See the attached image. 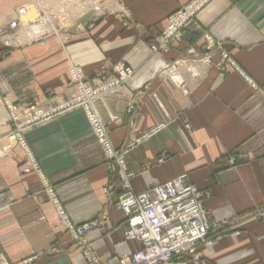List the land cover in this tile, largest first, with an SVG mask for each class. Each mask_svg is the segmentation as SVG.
Segmentation results:
<instances>
[{
  "label": "crops",
  "instance_id": "0c3cea01",
  "mask_svg": "<svg viewBox=\"0 0 264 264\" xmlns=\"http://www.w3.org/2000/svg\"><path fill=\"white\" fill-rule=\"evenodd\" d=\"M192 1L119 0L84 30L25 44L0 36V264H86L46 186L74 225L99 222L87 240L102 263L141 249L124 237L122 170L84 109L24 132L27 150L12 140L6 104L54 110L74 92L75 67L102 90L92 108L134 194L186 176L211 219L227 223L199 260L181 264H264V0H213L181 41L160 48L169 18ZM118 64L133 76L103 90Z\"/></svg>",
  "mask_w": 264,
  "mask_h": 264
},
{
  "label": "built area",
  "instance_id": "2783aa9c",
  "mask_svg": "<svg viewBox=\"0 0 264 264\" xmlns=\"http://www.w3.org/2000/svg\"><path fill=\"white\" fill-rule=\"evenodd\" d=\"M212 1L193 0L171 16L161 38L160 48H167L181 41L183 32ZM12 27H16L15 24ZM114 73L116 79L108 82V86L102 88L103 90L126 84L134 72L124 64H118L114 68ZM71 79L74 85L73 94L70 99L60 102L54 110L44 111L38 107L19 110L11 104H6L15 130L12 140H16L27 150L24 132L49 120L53 115L78 108L84 109L93 134L104 153L111 161L117 162L122 170V195L118 199L117 207L126 216L125 240L141 246L138 252L124 256L112 264H181L188 258L199 260L198 248L210 244L212 239L219 238L224 233L227 223L211 219L203 205L204 194L191 185L186 176L154 186L141 194H134L130 182L131 175L124 165V154L114 148L105 124L92 108V102L102 90H94L89 86L80 67L71 70ZM34 170L39 172L37 167H34ZM31 171L28 169L25 172ZM46 188L50 200L56 206L58 216L64 221L86 264H104L87 240L88 234L98 228L99 222L74 225L61 206L55 191L48 186Z\"/></svg>",
  "mask_w": 264,
  "mask_h": 264
},
{
  "label": "rangeland",
  "instance_id": "374dc122",
  "mask_svg": "<svg viewBox=\"0 0 264 264\" xmlns=\"http://www.w3.org/2000/svg\"><path fill=\"white\" fill-rule=\"evenodd\" d=\"M118 1L119 0H74L73 2L72 0H0V14H3L4 17L0 18V20L5 19L9 21L13 19V23L8 25V31L2 33L1 30L0 36L5 37L12 34L14 38H19V35L24 33V35L28 37L32 35L30 42H33L40 38L59 36L84 30L86 27L94 24L99 18L115 12ZM27 8H31L35 11V15H38L37 18L36 16H30L29 18L19 17L18 12L24 11V9L26 11ZM7 9L10 10L4 16L6 13L5 10ZM94 11L98 14H93ZM5 20L3 22L0 21V25L6 23L7 21ZM44 22L47 24L45 25ZM13 24H15L16 27H12ZM39 25H42L40 34L35 36L33 28ZM54 27H56V29ZM54 29L56 31H54ZM227 229L228 227L226 231H228Z\"/></svg>",
  "mask_w": 264,
  "mask_h": 264
},
{
  "label": "bare ground",
  "instance_id": "6f19581e",
  "mask_svg": "<svg viewBox=\"0 0 264 264\" xmlns=\"http://www.w3.org/2000/svg\"><path fill=\"white\" fill-rule=\"evenodd\" d=\"M74 0H72V2H73ZM43 5V4H42ZM72 7H74V6H72ZM37 8V7H36ZM79 9V8H78ZM9 10L10 9H7V10H5L6 11V13L4 14V16L9 12ZM80 10V9H79ZM97 11V10H96ZM96 11H94V13L93 14H98V13H95ZM99 11V10H98ZM19 13V17H21V18H29L30 16L32 17V16H36L35 14H36V12L35 11H33L31 8H27L26 9V11H25V9H24V11H19L18 12ZM17 16V15H16ZM38 16V15H37ZM37 16H36V18H37ZM0 18H4L3 17V14H0ZM45 23V25L47 24L46 22H44ZM28 25V24H27ZM42 25H39V26H37L36 28L34 27L33 28V30H34V35L36 36V35H39L40 34V30H41V27ZM28 27V26H27ZM55 29H56V27H54ZM54 29V31H56ZM36 30V31H35ZM20 37L19 38H17V41H16V43H24L25 44V42H30V40L32 39V35L31 36H25L24 35V33H22L21 35H19ZM126 66V65H125ZM229 67V66H228ZM226 68V67H225ZM132 70V69H131ZM173 70V69H172ZM171 70V71H172ZM172 73V75H173V78L177 81V82H181L182 81V76L177 72H174V71H172L171 72ZM170 75V74H169ZM131 79V78H130ZM123 87V86H122ZM13 145V144H12ZM7 151V150H6ZM2 152V151H1ZM3 154V153H2Z\"/></svg>",
  "mask_w": 264,
  "mask_h": 264
}]
</instances>
